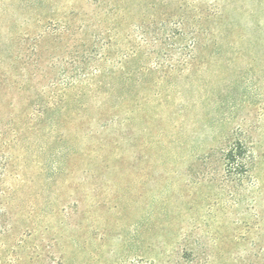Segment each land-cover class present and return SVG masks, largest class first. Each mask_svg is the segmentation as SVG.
<instances>
[{"label":"rangeland","instance_id":"1","mask_svg":"<svg viewBox=\"0 0 264 264\" xmlns=\"http://www.w3.org/2000/svg\"><path fill=\"white\" fill-rule=\"evenodd\" d=\"M0 264H264V0H0Z\"/></svg>","mask_w":264,"mask_h":264},{"label":"trees","instance_id":"2","mask_svg":"<svg viewBox=\"0 0 264 264\" xmlns=\"http://www.w3.org/2000/svg\"><path fill=\"white\" fill-rule=\"evenodd\" d=\"M235 154H236V153H232V154L229 156V159H230V160H233L232 158H233V156H236Z\"/></svg>","mask_w":264,"mask_h":264}]
</instances>
